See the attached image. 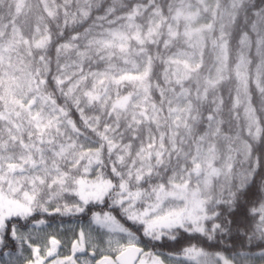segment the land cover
Returning a JSON list of instances; mask_svg holds the SVG:
<instances>
[{
    "label": "clouds",
    "instance_id": "obj_1",
    "mask_svg": "<svg viewBox=\"0 0 264 264\" xmlns=\"http://www.w3.org/2000/svg\"><path fill=\"white\" fill-rule=\"evenodd\" d=\"M128 233L264 264V0H0V264Z\"/></svg>",
    "mask_w": 264,
    "mask_h": 264
},
{
    "label": "snow or ice",
    "instance_id": "obj_2",
    "mask_svg": "<svg viewBox=\"0 0 264 264\" xmlns=\"http://www.w3.org/2000/svg\"><path fill=\"white\" fill-rule=\"evenodd\" d=\"M97 223L102 226H107L110 231L119 232L121 231L119 225L115 224L109 217H97ZM129 243L127 245H121L119 250L115 252L114 255H102L98 260H96V264H162V258L158 255L153 254L152 252H145L144 257H137V253L141 251V248L137 247L134 242L131 240V234L128 233ZM50 243L55 245L56 240H51ZM84 247V233L81 231L80 239L72 240V251L73 253H77L78 249ZM54 251L53 249H49V254ZM193 254V258L197 257L199 253H197L194 249L190 250ZM33 255H39V249H33ZM148 257V258H145ZM36 264H43L42 258L36 262ZM59 264H74L73 256H66L63 260L59 261Z\"/></svg>",
    "mask_w": 264,
    "mask_h": 264
}]
</instances>
